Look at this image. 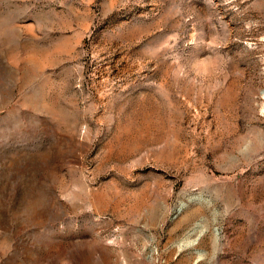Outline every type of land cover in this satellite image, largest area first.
Listing matches in <instances>:
<instances>
[{
    "label": "rangeland",
    "instance_id": "374dc122",
    "mask_svg": "<svg viewBox=\"0 0 264 264\" xmlns=\"http://www.w3.org/2000/svg\"><path fill=\"white\" fill-rule=\"evenodd\" d=\"M0 264H264V0H0Z\"/></svg>",
    "mask_w": 264,
    "mask_h": 264
}]
</instances>
